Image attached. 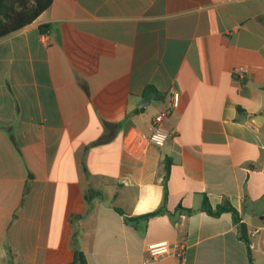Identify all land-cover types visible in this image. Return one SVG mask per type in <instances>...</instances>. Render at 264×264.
Masks as SVG:
<instances>
[{
  "label": "crops",
  "instance_id": "obj_1",
  "mask_svg": "<svg viewBox=\"0 0 264 264\" xmlns=\"http://www.w3.org/2000/svg\"><path fill=\"white\" fill-rule=\"evenodd\" d=\"M165 189L158 214L127 221ZM203 197L235 209L250 263ZM159 242L182 244V263L150 260ZM75 250L85 264H264V0H52L0 38V264H77Z\"/></svg>",
  "mask_w": 264,
  "mask_h": 264
},
{
  "label": "trees",
  "instance_id": "obj_2",
  "mask_svg": "<svg viewBox=\"0 0 264 264\" xmlns=\"http://www.w3.org/2000/svg\"><path fill=\"white\" fill-rule=\"evenodd\" d=\"M52 0H0V38L11 34L24 26L32 23L50 4ZM46 26H40L39 31L44 32ZM151 90L150 87H147L146 91ZM108 126V124L106 125ZM110 134H105L101 139H99L96 143L104 142L108 139ZM168 174V167L166 168V175ZM92 195L90 192L84 195V199L88 202L91 199ZM166 200V189L163 194L162 204L159 209L152 213H148L142 215L137 218L127 219V221H134L138 219H147L156 214H158L162 210V205H164ZM178 209L182 210L185 214L193 213L191 209H184L178 207ZM200 211L207 213L210 216H218L221 213L228 212L231 214L233 218V222L236 224L238 237L245 243L248 261L251 262L250 258V247L249 241L246 235V229L244 224L239 222V217L237 212L228 202H223V204L218 205L215 209H212L207 201L206 197H203L201 206L199 208ZM75 261L77 264H85V261L78 250H75Z\"/></svg>",
  "mask_w": 264,
  "mask_h": 264
},
{
  "label": "built area",
  "instance_id": "obj_3",
  "mask_svg": "<svg viewBox=\"0 0 264 264\" xmlns=\"http://www.w3.org/2000/svg\"><path fill=\"white\" fill-rule=\"evenodd\" d=\"M233 78L237 81H242L249 76L246 67L239 65L232 69ZM179 93L175 89L168 92L167 102L165 106L152 118L149 127V136L147 142L155 147H162L170 133L166 128L165 122L173 113L179 108ZM147 256L150 260H157L164 257L172 256L176 258L179 263H182L183 250L182 244L171 245L167 242H159L148 244L145 248Z\"/></svg>",
  "mask_w": 264,
  "mask_h": 264
},
{
  "label": "water",
  "instance_id": "obj_4",
  "mask_svg": "<svg viewBox=\"0 0 264 264\" xmlns=\"http://www.w3.org/2000/svg\"><path fill=\"white\" fill-rule=\"evenodd\" d=\"M146 103H147V100H143L142 102H141V104L139 105V109L140 108H142L143 106H145L146 105Z\"/></svg>",
  "mask_w": 264,
  "mask_h": 264
}]
</instances>
